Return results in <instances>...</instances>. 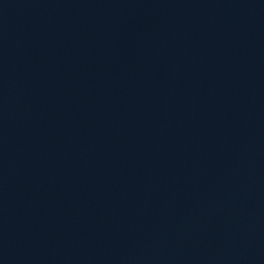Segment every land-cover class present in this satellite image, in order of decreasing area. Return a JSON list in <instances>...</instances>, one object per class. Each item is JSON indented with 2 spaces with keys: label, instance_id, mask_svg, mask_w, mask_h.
<instances>
[{
  "label": "water",
  "instance_id": "obj_1",
  "mask_svg": "<svg viewBox=\"0 0 264 264\" xmlns=\"http://www.w3.org/2000/svg\"><path fill=\"white\" fill-rule=\"evenodd\" d=\"M0 264H264V0H0Z\"/></svg>",
  "mask_w": 264,
  "mask_h": 264
}]
</instances>
